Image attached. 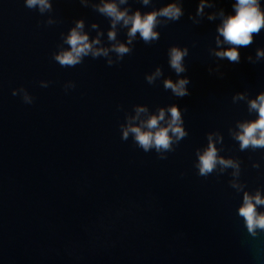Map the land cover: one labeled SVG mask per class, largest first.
I'll list each match as a JSON object with an SVG mask.
<instances>
[{"label": "water", "instance_id": "obj_1", "mask_svg": "<svg viewBox=\"0 0 264 264\" xmlns=\"http://www.w3.org/2000/svg\"><path fill=\"white\" fill-rule=\"evenodd\" d=\"M98 2L51 0L41 13L24 0H0V264H264V231L250 235L237 214L244 191L264 194V148L241 151L232 136L238 122L255 118L233 96L264 91V58H256L264 29L239 46L238 63L220 59L213 54L219 12L229 14L235 0H209L198 23L189 19L198 0H180L184 15L158 26V40H134L119 60L110 51L111 66L109 57L88 55L61 67L53 55L68 47L63 38L76 19L90 40L102 33L97 47L114 43L108 19L91 7ZM166 2L128 6L143 12ZM210 13L216 18L208 20ZM125 39L118 25L117 41ZM172 45L188 48L182 98L163 85L177 78L168 64ZM157 67L162 75L150 84L145 77ZM69 82L75 87L65 91ZM20 87L32 104L12 95ZM172 104L187 135L166 159L144 152L131 133L122 139L137 107L147 119L160 108L167 116ZM210 133L221 138L218 155L239 162L238 175L219 165L198 174L197 152Z\"/></svg>", "mask_w": 264, "mask_h": 264}, {"label": "clouds", "instance_id": "obj_2", "mask_svg": "<svg viewBox=\"0 0 264 264\" xmlns=\"http://www.w3.org/2000/svg\"><path fill=\"white\" fill-rule=\"evenodd\" d=\"M142 6H149L153 0H139ZM83 6H89V0H79ZM24 5L29 9H38L41 13L50 10L51 0H24ZM125 7H121V6ZM91 7L108 19L109 27L107 29V39L113 41L109 47H97L100 45L101 32L97 31L95 37L91 40L89 35L84 31V21L76 19L74 26L71 27L64 36V43L67 48H61L53 55V59L59 63L61 67H74L82 62V58L88 55L92 57L104 56L109 57V52L116 54L117 60L121 59L125 54L131 52V45L134 40H142L145 44H149L159 39L160 33L157 31L158 26L166 25L170 21H177L184 15V9L180 0H167L160 7H154L150 11H141L140 9L132 10L128 6V0H99L98 3L91 4ZM213 4L209 0H198L195 8V16L189 14V19L193 23H198L196 17L203 16L205 8H212ZM232 11L225 14L223 10L219 12L220 24L217 25L216 37L217 49L213 50V54L220 59H227L229 62L240 61L239 46H248L253 43L254 34H259L264 29V0H235L231 5ZM215 14H208L207 19H215ZM52 21H49L51 23ZM126 29V39L124 42L117 41V26ZM91 27L96 29V23H92ZM137 34L139 36L137 37ZM223 37V40L220 39ZM226 44L229 47L222 48L220 45ZM188 55L187 47L172 45L167 50L168 64L177 75L175 81L166 78L163 85L166 89H171L176 97H184L189 95L187 85L189 78L181 77L180 74L186 71L184 66V58ZM257 60L264 58V49L256 50ZM249 62L255 63L252 57H247ZM111 66L113 61L109 57L107 61ZM211 73V69L209 70ZM162 75L161 69L156 68L154 72L146 75L145 79L148 83ZM41 87H48L50 83L40 81ZM75 87L73 82L64 85L65 91ZM12 95H19L25 104H32L34 97L23 88L12 89ZM246 101L249 113H255L254 119H246L237 123V131L232 133L235 140L239 142L241 151L252 148H264V91H259L254 98L245 96L242 92H237L233 96V101ZM165 108H160L155 114L142 119L141 114L147 113L145 107H137L136 115L130 117L127 126H122V139H127L129 133L133 134V138L138 147L144 152L155 149L159 159H166L164 153L173 151L172 145L183 139L187 133L183 128V119L181 111L176 104H172ZM139 120V126H134L132 121ZM220 136L216 135L215 140L213 134L208 135V144L203 151L197 152L198 174L207 177L213 172L217 166L220 169L232 168L233 175L239 174V162L231 158H223L218 155L216 143L220 142ZM253 167H259L253 164ZM232 187L238 191L241 186L233 183ZM264 206V194L260 190L254 193L244 191L237 214L242 217L243 224L247 232L255 236L257 230L264 231V210H259Z\"/></svg>", "mask_w": 264, "mask_h": 264}]
</instances>
